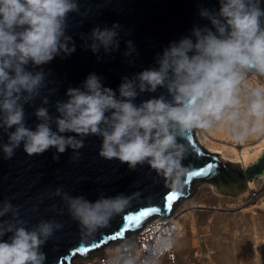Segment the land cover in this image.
<instances>
[{
    "label": "clouds",
    "instance_id": "1",
    "mask_svg": "<svg viewBox=\"0 0 264 264\" xmlns=\"http://www.w3.org/2000/svg\"><path fill=\"white\" fill-rule=\"evenodd\" d=\"M219 4V11H199L212 28L194 27L191 36L171 42L157 54L158 67L122 78L118 96L91 73L81 87L67 89V100L56 101L58 115H51L47 107L36 108L39 123L33 130L26 124L24 106L48 88L49 73L27 66H42L61 53L75 52L72 37L66 35L67 18L69 13L80 14V6L77 0H0V129L8 137L0 147L5 159H11L21 144L29 156L50 148L62 154L70 148L78 157L83 138L95 135L102 137L101 157L117 159L133 170L147 163L170 186L180 188L189 172L183 161L190 154L194 129L226 125L236 140L264 133V85L247 88L241 96L248 75L264 77V9L260 0H219ZM120 28L118 23L94 27L85 47L93 53L118 50ZM126 44L124 55L135 53L133 42ZM158 88L165 89L170 99L161 94L139 105L134 102L138 95ZM48 103L43 96L42 104ZM53 160L59 161V156ZM52 195L61 197L87 236L109 226L132 198L121 193L89 201L60 188ZM51 209L55 211L56 205ZM4 217L10 219H0V238L12 235L0 240V264H45L41 249L64 225L42 219L28 228L20 207L7 200L0 206V218ZM159 244L139 264H155ZM133 251L131 244L124 245L110 264H137L139 257Z\"/></svg>",
    "mask_w": 264,
    "mask_h": 264
},
{
    "label": "water",
    "instance_id": "2",
    "mask_svg": "<svg viewBox=\"0 0 264 264\" xmlns=\"http://www.w3.org/2000/svg\"><path fill=\"white\" fill-rule=\"evenodd\" d=\"M77 3L80 14L69 13L66 30V35L71 36L75 44V52L67 56L61 53L42 66H27L29 70L43 69L49 73L48 88L42 90V95L31 105L24 106L26 124L33 130L39 123L34 115L36 108L47 107L51 115H58L56 101L67 100V89L81 87L91 73L101 77L103 86L113 89L118 96L122 78L131 79L145 69L158 67L157 54L171 42L191 36L194 27L212 28L210 21L199 15L201 8L219 11L220 7L219 0H77ZM260 4L264 9V0H260ZM113 23L121 26L118 50L105 53L100 49L93 53L85 47L94 27L111 28ZM128 40L133 42L136 51L125 56ZM161 94L170 99L165 89L158 88L155 93L138 95L134 102L139 105ZM43 96L48 97L47 105L42 104ZM52 127L55 130L54 124ZM83 140L84 146L78 150V157L70 148L62 154L50 148L43 154L29 156L21 144L11 159H5L0 147V206L5 200L19 206L20 216L28 221V228L42 219L64 225L41 249L47 257L45 264L70 263L74 256H85L110 241L122 239L125 233L138 231L150 219L167 217L172 208L189 195L196 181L215 180L220 189H236L245 182L244 177L251 180L264 174V155L243 174L240 166L223 165L216 155L204 151L194 130L190 137V154L183 161L189 172L180 188L170 186L147 163L137 165L133 170L117 159L101 157L102 137L89 135ZM7 141V135L0 129V145ZM54 155L59 156V161L53 160ZM193 172L199 174L192 175ZM57 188L71 196H84L89 201H95L101 195L121 193L132 198L109 226L87 236L72 219L61 197L52 195ZM52 205H56L55 211L51 209ZM34 206L35 211L32 210ZM11 235L8 233L0 240L7 241Z\"/></svg>",
    "mask_w": 264,
    "mask_h": 264
},
{
    "label": "bare ground",
    "instance_id": "3",
    "mask_svg": "<svg viewBox=\"0 0 264 264\" xmlns=\"http://www.w3.org/2000/svg\"><path fill=\"white\" fill-rule=\"evenodd\" d=\"M245 85L247 88L264 85V77L250 74L245 80ZM194 134L198 144L204 149V151L216 155L221 163L227 162L241 164L243 171L256 163L257 160L264 155V133H251L243 140H236L233 139L226 125H217L211 130L197 129L194 131ZM221 140H227V142H221ZM232 140L234 143L236 142V144H232ZM237 146L242 148H237ZM244 179L248 188L242 193V197H240V210L233 215L241 219L249 218L253 221L256 220L257 222L264 224V219L262 220L264 217V203H262V197L264 196V174L251 180H248L246 177H244ZM191 189L192 188L189 190L190 196L196 198L208 196V193L205 192L207 188L203 186L201 188H196L193 192H191ZM209 189L213 190V187H209ZM256 201H259L258 205L254 206L253 203ZM199 208H205L202 201L197 203L191 202L184 205L179 212L172 213L171 211V213L165 217V219H168V222H164L162 225L165 228L168 225H172L173 227L170 240L172 243L173 255L175 256V262L168 258L163 249L162 251L164 254L162 256L159 254L160 257L158 259L156 258L157 256L154 258L155 264H178L179 257L183 259L182 264H205L209 260V255H204L205 252L203 251L204 248L202 249L201 246V237L194 232V229H196L194 226H197L195 223L197 218L199 219L202 217L203 219H206L209 218L211 214H214L213 210L203 211L199 210ZM226 215H229V213H226ZM188 229L191 230L190 233L188 232ZM135 234L136 232L134 235L133 232L125 233L122 239H117L112 242L110 241L106 245L101 246L102 248L100 250L95 249L96 251L88 252L87 256H80L81 259L72 261L75 257L74 256L70 263L64 264H102L101 258H105L107 264H110V261L118 253L123 251L122 247L126 244H131L134 247L133 255L139 257L137 262V264H139L141 256L138 251L139 245ZM251 238V245L253 248L251 250L250 258L257 263L258 261L263 260L262 247L264 246V231L259 237L252 236ZM259 248L262 251H260ZM200 252L202 254H199ZM193 255L196 257L195 262L197 263H190L192 261L189 260L190 256Z\"/></svg>",
    "mask_w": 264,
    "mask_h": 264
},
{
    "label": "rangeland",
    "instance_id": "4",
    "mask_svg": "<svg viewBox=\"0 0 264 264\" xmlns=\"http://www.w3.org/2000/svg\"><path fill=\"white\" fill-rule=\"evenodd\" d=\"M246 89L247 86L241 91L242 97L246 94ZM196 130L197 129H194V131ZM221 142H227V140H221ZM231 143L236 144L233 140ZM237 148L242 147L237 146ZM222 164L241 167V164L238 163L222 162ZM241 169L243 170L242 167ZM202 186L207 188L205 192L208 193V196L196 198L189 195V197L187 196L174 206V209L172 208V213L179 212L181 208L188 203H197L200 201L204 203L205 208H199V210H213L214 215L211 214L210 217L206 219L202 217L199 219L197 218L198 221L197 219L195 220L197 226H194V228H196L194 232L201 237V246L202 249L204 248L203 251L205 252L204 255H209L210 257L205 264H264V246L262 247V261L255 263L250 258L253 248L251 245V237H259L264 231V224L256 220L253 221L249 218L241 219L233 215L240 210V197H242V193L248 188L246 182L241 183L236 189H220L215 180H199L192 184L191 192ZM209 187H213L214 191L209 189ZM258 202L259 201L254 202L253 205H258ZM262 203H264V196L262 197ZM226 213H229V215H226ZM263 219L264 217L262 220ZM188 232L190 233L191 230L188 229ZM134 233L135 232H133V235ZM101 248L102 247L96 250H100ZM262 250L260 249V251ZM199 254L202 253L200 252ZM76 259L81 258L80 256H75L72 261ZM178 260V264H182L183 259L179 257ZM189 260H192L190 263H197L195 262L196 257H194V255L190 256Z\"/></svg>",
    "mask_w": 264,
    "mask_h": 264
},
{
    "label": "built area",
    "instance_id": "5",
    "mask_svg": "<svg viewBox=\"0 0 264 264\" xmlns=\"http://www.w3.org/2000/svg\"><path fill=\"white\" fill-rule=\"evenodd\" d=\"M167 223L168 219L165 217L158 216L150 220L146 223L142 228L136 231L135 237L137 239V243L139 245V252L141 256V260L150 255V251L157 247V242L159 241V251L157 255V259L162 256L163 249L165 250L166 255L173 262H175V256L173 255L172 243L170 240L171 231L173 230L172 225H168L166 228L162 225L163 223ZM160 227V228H159ZM147 235V236H144ZM123 248V247H122ZM160 254V256H159ZM102 264H107L105 258H101Z\"/></svg>",
    "mask_w": 264,
    "mask_h": 264
},
{
    "label": "snow or ice",
    "instance_id": "6",
    "mask_svg": "<svg viewBox=\"0 0 264 264\" xmlns=\"http://www.w3.org/2000/svg\"><path fill=\"white\" fill-rule=\"evenodd\" d=\"M199 173H197V172H193L192 173V175H198ZM141 215H143V213H141ZM129 219H131V217L129 218Z\"/></svg>",
    "mask_w": 264,
    "mask_h": 264
}]
</instances>
